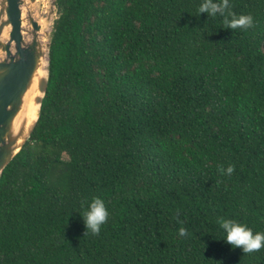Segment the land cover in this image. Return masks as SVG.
<instances>
[{
	"label": "trees",
	"instance_id": "1",
	"mask_svg": "<svg viewBox=\"0 0 264 264\" xmlns=\"http://www.w3.org/2000/svg\"><path fill=\"white\" fill-rule=\"evenodd\" d=\"M204 2L56 0L39 119L0 177V264H264L221 227L264 232V0Z\"/></svg>",
	"mask_w": 264,
	"mask_h": 264
},
{
	"label": "water",
	"instance_id": "2",
	"mask_svg": "<svg viewBox=\"0 0 264 264\" xmlns=\"http://www.w3.org/2000/svg\"><path fill=\"white\" fill-rule=\"evenodd\" d=\"M37 1L0 0V177L29 141L47 92L53 25L51 32L49 27L57 15L56 0H50L44 24L37 21ZM33 87V117L16 129L25 97Z\"/></svg>",
	"mask_w": 264,
	"mask_h": 264
},
{
	"label": "clouds",
	"instance_id": "3",
	"mask_svg": "<svg viewBox=\"0 0 264 264\" xmlns=\"http://www.w3.org/2000/svg\"><path fill=\"white\" fill-rule=\"evenodd\" d=\"M229 7V0H222L221 3H213L212 0H205L199 7L200 13H208L215 15L223 9ZM230 29H246L251 27L252 18L250 16H232L231 19L224 21ZM227 173L231 174L232 167L227 168ZM86 227L93 233H98L108 220L109 212L102 198H93L88 210L84 214ZM221 227L226 233V243L233 248H240L244 253H254L264 249V232H253L245 225L235 223L233 221H221ZM180 234H184V230H180Z\"/></svg>",
	"mask_w": 264,
	"mask_h": 264
},
{
	"label": "bare ground",
	"instance_id": "4",
	"mask_svg": "<svg viewBox=\"0 0 264 264\" xmlns=\"http://www.w3.org/2000/svg\"><path fill=\"white\" fill-rule=\"evenodd\" d=\"M37 3H39V2H37ZM37 75L41 76L42 73L40 71H38ZM33 95H34V87L31 89V91L25 97L24 104L22 106V110H21V112H20V114L16 120V129L20 128V125L23 124L24 120H27V123H28L32 119V117H33V103H32Z\"/></svg>",
	"mask_w": 264,
	"mask_h": 264
},
{
	"label": "rangeland",
	"instance_id": "5",
	"mask_svg": "<svg viewBox=\"0 0 264 264\" xmlns=\"http://www.w3.org/2000/svg\"><path fill=\"white\" fill-rule=\"evenodd\" d=\"M37 2H39L37 4L38 14H39L37 21H40L41 24H44L48 16V13H49L50 0H49V4L47 5V7L45 5V0H38ZM55 19H56V15H53L52 20H51V25L49 27V32H51L50 30L52 28L53 21Z\"/></svg>",
	"mask_w": 264,
	"mask_h": 264
}]
</instances>
